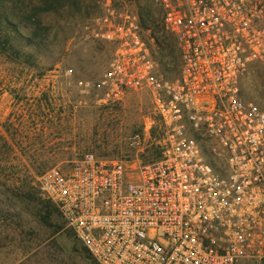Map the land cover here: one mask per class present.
I'll return each mask as SVG.
<instances>
[{"label":"built area","instance_id":"built-area-1","mask_svg":"<svg viewBox=\"0 0 264 264\" xmlns=\"http://www.w3.org/2000/svg\"><path fill=\"white\" fill-rule=\"evenodd\" d=\"M180 53L175 79L159 71L154 38L128 2L109 0L86 24L110 44L99 101L148 89L162 130L155 160L85 151L39 176L76 237L100 264H242L264 261V108L242 96L264 67V0H150ZM71 72V71H69Z\"/></svg>","mask_w":264,"mask_h":264},{"label":"rangeland","instance_id":"rangeland-1","mask_svg":"<svg viewBox=\"0 0 264 264\" xmlns=\"http://www.w3.org/2000/svg\"><path fill=\"white\" fill-rule=\"evenodd\" d=\"M107 1L91 0L77 11L46 14L44 42L31 36V27L5 29L11 43L0 46V264H100L58 205L42 193L39 176L56 165L68 167L85 151L123 160L138 155L143 162L159 155V126L151 137L144 136L141 149L130 141L142 136L148 117L155 116L150 90L105 104L94 90L83 91L77 83L98 79L112 57V46L92 39L86 29ZM111 1L128 2L151 24L150 36L154 32L163 38L161 11L150 0ZM168 42L178 63L159 62V71L175 79L181 70L180 53L174 40ZM152 47L160 57L155 39ZM242 96L264 108V67L243 78Z\"/></svg>","mask_w":264,"mask_h":264},{"label":"trees","instance_id":"trees-1","mask_svg":"<svg viewBox=\"0 0 264 264\" xmlns=\"http://www.w3.org/2000/svg\"><path fill=\"white\" fill-rule=\"evenodd\" d=\"M91 0H0V46H6L11 43L10 35L6 36L9 27H18L20 24L24 27H31V36L40 42H44L47 37L48 26L44 20V16L51 12H60L66 9L74 11L86 8ZM142 24L146 29L151 30V24L147 23L144 15L140 13ZM150 17V18H149ZM148 20L154 23L152 16L148 15ZM150 25V26H148ZM163 26V38L160 39L153 32L151 36L161 48L160 57L157 55L159 62L163 65H169L172 62L178 63L176 55H173V48L170 39L177 44L175 36L165 30ZM6 29V30H5ZM4 32L2 36L1 32ZM152 31V30H151ZM1 36L3 40H1ZM4 37H6L4 39ZM177 66V65H176ZM59 208V207H58ZM46 218L45 216L43 217ZM48 218V217H47Z\"/></svg>","mask_w":264,"mask_h":264}]
</instances>
